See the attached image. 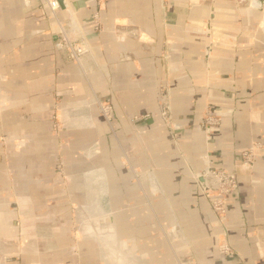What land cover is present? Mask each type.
<instances>
[{
    "label": "crops",
    "instance_id": "crops-1",
    "mask_svg": "<svg viewBox=\"0 0 264 264\" xmlns=\"http://www.w3.org/2000/svg\"><path fill=\"white\" fill-rule=\"evenodd\" d=\"M57 16L0 0V264H264L263 0H66ZM59 22L89 41L80 63ZM206 154L238 175L222 227L196 178ZM74 208L92 236L69 231Z\"/></svg>",
    "mask_w": 264,
    "mask_h": 264
},
{
    "label": "built area",
    "instance_id": "built-area-1",
    "mask_svg": "<svg viewBox=\"0 0 264 264\" xmlns=\"http://www.w3.org/2000/svg\"><path fill=\"white\" fill-rule=\"evenodd\" d=\"M40 4L44 11H47L49 15L59 21L57 16V10L61 7L59 0H40ZM94 19L96 20L95 28L99 29L101 26L98 20V13L94 14ZM58 24L59 32L56 39V47L66 51L70 59L80 63L81 58L90 52L89 41L86 37L71 36L63 24H60V22ZM161 97V117L170 128H174L171 89L168 85L162 86ZM96 104L100 110V114L112 126L113 104L110 101L101 99H96ZM135 120L136 118L133 121ZM221 122V116L210 110L207 111L201 120V129L205 133V136L211 138L212 131L220 126ZM261 146V142L255 141L249 148L244 150L241 154L240 165L252 168L255 165L256 151ZM197 178L203 179L202 191L205 197L209 199L211 209L215 215L214 223L217 226H225L229 195L236 191L239 186L237 172L217 165L206 154L205 169L197 175ZM218 248L221 253L233 252V248L228 241L227 230L225 229L219 235Z\"/></svg>",
    "mask_w": 264,
    "mask_h": 264
},
{
    "label": "rangeland",
    "instance_id": "rangeland-1",
    "mask_svg": "<svg viewBox=\"0 0 264 264\" xmlns=\"http://www.w3.org/2000/svg\"><path fill=\"white\" fill-rule=\"evenodd\" d=\"M264 2V1H263ZM74 61V60H73ZM98 99V98H97ZM57 113L55 114V122H54V125H53V128H54V130L55 131H59L60 129H62L64 126H65V124H63V119H62V117H61V115H59V117H57ZM57 166H58V168L59 169H62L63 168V162L61 161V162H59L58 164H57ZM68 178V177H67ZM196 178H197V176H196ZM102 214V212L100 211V212H97L96 214ZM103 213H104V211H103ZM72 214H73V217H72V224H71V226H70V228H69V231L70 230H72V231H70V232H72L73 234H75L74 236L75 237H77V236H86V237H88V235H93L92 233L90 234L87 230L85 231L83 228L85 227V226H83V224H82V222H81V220H78L77 221V219H78V217L76 216V208H74L73 210H72ZM95 214V213H94ZM92 221V220H91ZM98 222L101 224V225H104L105 224V222L104 221H102V220H98ZM95 224H96V222H94ZM98 223V224H99ZM215 226H217L215 223H213ZM97 242V244H98V246H100V243L98 242V241H96ZM102 248V247H101ZM101 251H102V254H101V256L102 257H104V256H106V254H105V250L102 248L101 249ZM134 253V252H133ZM130 254V253H129ZM114 256H116V258H117V255H114ZM130 256L133 258H131L132 260H133V263L132 264H138L139 263V257H138V253H134V254H130ZM179 257V259H180V256H178ZM118 258H120V256H118ZM105 260V259H104ZM102 261V262H104L105 263V261ZM120 260H121V258H120ZM120 262V261H119ZM181 264H185L186 262L184 261V262H180ZM179 263V264H180ZM109 264V263H108Z\"/></svg>",
    "mask_w": 264,
    "mask_h": 264
},
{
    "label": "water",
    "instance_id": "water-1",
    "mask_svg": "<svg viewBox=\"0 0 264 264\" xmlns=\"http://www.w3.org/2000/svg\"><path fill=\"white\" fill-rule=\"evenodd\" d=\"M61 7H66V0H59Z\"/></svg>",
    "mask_w": 264,
    "mask_h": 264
}]
</instances>
